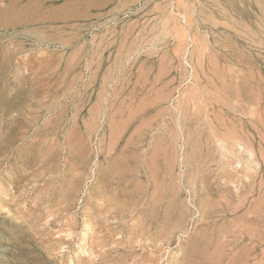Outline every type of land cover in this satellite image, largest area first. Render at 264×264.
Returning a JSON list of instances; mask_svg holds the SVG:
<instances>
[{
    "label": "rangeland",
    "instance_id": "1",
    "mask_svg": "<svg viewBox=\"0 0 264 264\" xmlns=\"http://www.w3.org/2000/svg\"><path fill=\"white\" fill-rule=\"evenodd\" d=\"M43 26L0 28V264H264V0Z\"/></svg>",
    "mask_w": 264,
    "mask_h": 264
},
{
    "label": "crops",
    "instance_id": "2",
    "mask_svg": "<svg viewBox=\"0 0 264 264\" xmlns=\"http://www.w3.org/2000/svg\"><path fill=\"white\" fill-rule=\"evenodd\" d=\"M141 1L0 0V28H7L12 23L44 25L47 29L56 25L92 28V25L114 23Z\"/></svg>",
    "mask_w": 264,
    "mask_h": 264
},
{
    "label": "bare ground",
    "instance_id": "3",
    "mask_svg": "<svg viewBox=\"0 0 264 264\" xmlns=\"http://www.w3.org/2000/svg\"><path fill=\"white\" fill-rule=\"evenodd\" d=\"M220 121L222 122V124L224 123L223 120H220ZM226 121H227V120H226ZM213 122H214V121H213ZM229 122H230V121H229ZM180 123H181V122H180ZM214 123H215V122H214ZM218 124H219V122H218ZM222 124H219L220 127H221ZM225 124H226V123H224L223 125H225ZM210 125H211V122H210ZM213 125H214V124H213ZM215 125H217V124H215ZM229 125H230V123H229ZM181 126H182V125H181ZM225 126H226V127H225ZM225 126H224V127L226 128V130H228V128H227L228 126H227V125H225ZM210 127H212V126H210ZM211 129H212V128H211ZM215 129H216V128H215ZM212 130H213V129H212ZM219 130H221V129H219ZM215 131H216V130H215ZM217 131H218V130H217ZM213 132H214V131H213ZM214 134H215V132H214ZM214 134H213V135H214ZM214 136H215V135H214ZM221 136H222V135H221ZM214 138H215V137H214ZM217 139L220 140L219 137H218ZM221 140H222V139H221ZM223 140H224V139H223ZM216 141H217V140H216ZM221 143H222V142H221ZM210 203H211V201H210ZM208 205H209V204H208ZM180 215H181V214H180ZM228 229H229V228H228ZM226 231H228V230H226ZM230 231H231V230H230ZM228 232H229V231H228ZM224 233H225V232H224ZM228 236H229V235H228ZM228 241H229V239H228ZM228 241H227V242H228ZM230 242H231V241H229V243H230ZM231 244H233V243H231ZM229 258H230V257H229ZM228 262H229V261H228Z\"/></svg>",
    "mask_w": 264,
    "mask_h": 264
}]
</instances>
